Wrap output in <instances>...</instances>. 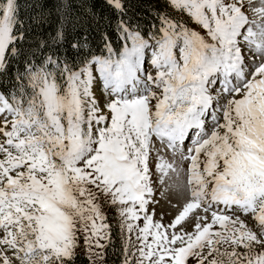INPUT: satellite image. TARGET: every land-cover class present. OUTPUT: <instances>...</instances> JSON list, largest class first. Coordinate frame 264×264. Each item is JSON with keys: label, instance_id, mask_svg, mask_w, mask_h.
Instances as JSON below:
<instances>
[{"label": "snow or ice", "instance_id": "6c2138e0", "mask_svg": "<svg viewBox=\"0 0 264 264\" xmlns=\"http://www.w3.org/2000/svg\"><path fill=\"white\" fill-rule=\"evenodd\" d=\"M107 3L118 48L104 34L79 62L25 59L0 91V264H71L81 237L101 256L98 193L129 243L135 233V264H264V0H167L204 34L163 13L145 34L123 0ZM26 31L17 0H0V73L20 62ZM157 142L187 163L188 198L167 226L148 212L152 160L160 183L177 172Z\"/></svg>", "mask_w": 264, "mask_h": 264}, {"label": "trees", "instance_id": "16d2710c", "mask_svg": "<svg viewBox=\"0 0 264 264\" xmlns=\"http://www.w3.org/2000/svg\"><path fill=\"white\" fill-rule=\"evenodd\" d=\"M125 13L122 18L130 27L139 28L143 33L153 31V25H159L161 13L174 16L167 0H123ZM19 15L28 31L21 42L23 56L20 62L13 61L5 73H0V91L7 94L15 84L16 70L23 71V61L33 59L37 63L50 53L61 59L79 62L88 53L97 54L103 49V36L108 35L113 46H120L117 31L120 14L107 3V0H17ZM67 15L64 25L65 40L58 44L52 43L61 17ZM44 47L41 48V42ZM87 45L82 50L73 49L72 44ZM111 251L104 257L105 261L116 260L120 251ZM111 261V260H110ZM71 264H91L87 254L76 253Z\"/></svg>", "mask_w": 264, "mask_h": 264}, {"label": "rangeland", "instance_id": "374dc122", "mask_svg": "<svg viewBox=\"0 0 264 264\" xmlns=\"http://www.w3.org/2000/svg\"><path fill=\"white\" fill-rule=\"evenodd\" d=\"M171 11H173L174 16L176 17L174 19L182 20L189 27L196 28L198 31H201V34H204L203 30L195 25L189 17L177 13L173 9H171ZM216 87L219 88V84H217ZM94 91L96 92L98 98L103 99L99 84L96 85ZM213 95H215V91H213ZM210 120L211 119L209 117L207 121ZM208 125L210 126L211 122L208 123ZM157 147H161V154L165 155V158L169 159L170 161L174 160L177 167V172L169 173V176L164 178V182L160 183L158 180L159 173L156 172L154 167L155 160L153 159L151 162L152 171L154 173L152 177L154 183L153 196L151 197L152 202L148 205V212L149 214L153 215V220L155 222H160L163 225L167 226L174 221L175 217L179 214L180 210H182V207L185 204L186 199L188 198L186 189L187 163L182 161L179 154H176L175 157H173L171 150L160 146L159 142H157ZM188 147H192V143L190 140L185 142V151ZM155 154L156 151L155 149H153V157H155ZM97 195V202L100 205V210L106 217V220L104 222L110 226V239L107 241H101V243L105 245L102 250L94 249V252H101L102 255L99 257L95 255H93L91 258L89 257L91 264H124L126 257L131 259L132 264H135L136 256L132 255V253L135 252V248L137 246L135 233L131 235V242L129 243L128 233L121 227V217L119 215L118 206L110 204L109 201L103 197V194L98 193ZM200 214L203 215V213ZM208 217L210 221V213L208 214ZM241 218L245 219L249 226H252V221L249 218L243 216ZM194 222V217L190 215L189 218L185 222H183L181 226L186 231L191 232L193 230ZM139 223L142 226L143 220H141ZM218 227V225L214 226V228ZM169 231H171V229H169ZM126 248L127 253L125 252ZM116 249L120 251V256L118 257V259L112 260V258H110L111 261H105L104 257L107 255H111V253H109L111 251L117 253ZM78 252L85 253L89 256L82 237L80 240V246L76 249V253ZM189 264H194V261L190 260Z\"/></svg>", "mask_w": 264, "mask_h": 264}, {"label": "bare ground", "instance_id": "6f19581e", "mask_svg": "<svg viewBox=\"0 0 264 264\" xmlns=\"http://www.w3.org/2000/svg\"><path fill=\"white\" fill-rule=\"evenodd\" d=\"M96 87V86H95ZM95 89V88H94Z\"/></svg>", "mask_w": 264, "mask_h": 264}]
</instances>
